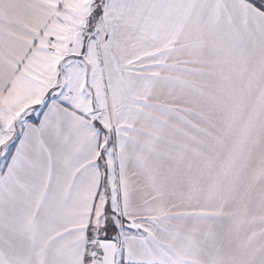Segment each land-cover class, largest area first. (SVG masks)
I'll use <instances>...</instances> for the list:
<instances>
[{"label": "snow or ice", "instance_id": "1", "mask_svg": "<svg viewBox=\"0 0 264 264\" xmlns=\"http://www.w3.org/2000/svg\"><path fill=\"white\" fill-rule=\"evenodd\" d=\"M0 264H264V0H0Z\"/></svg>", "mask_w": 264, "mask_h": 264}]
</instances>
